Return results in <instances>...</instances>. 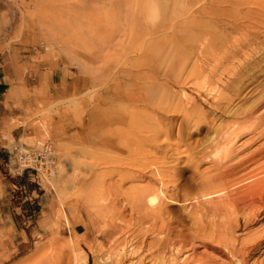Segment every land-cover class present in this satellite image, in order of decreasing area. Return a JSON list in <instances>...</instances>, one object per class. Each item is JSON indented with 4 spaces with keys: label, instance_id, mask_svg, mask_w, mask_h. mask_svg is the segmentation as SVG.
<instances>
[{
    "label": "rangeland",
    "instance_id": "obj_1",
    "mask_svg": "<svg viewBox=\"0 0 264 264\" xmlns=\"http://www.w3.org/2000/svg\"><path fill=\"white\" fill-rule=\"evenodd\" d=\"M263 13L264 0H0V264H169V238L182 251L179 264H233L196 235L201 212L185 211L200 178L177 154L215 137L213 120L225 108L264 114ZM245 20L251 28L242 33ZM55 72L68 82L53 85ZM184 91L199 114L183 104ZM252 136L236 144L239 158L264 145ZM46 144L55 169L32 203L14 187L27 183L14 149L36 154ZM154 160L175 165L174 184L162 188L131 165ZM147 188L157 192L140 193ZM245 191L241 201L253 193ZM234 236L259 240L247 264H264V214L248 227L241 221Z\"/></svg>",
    "mask_w": 264,
    "mask_h": 264
},
{
    "label": "bare ground",
    "instance_id": "obj_2",
    "mask_svg": "<svg viewBox=\"0 0 264 264\" xmlns=\"http://www.w3.org/2000/svg\"><path fill=\"white\" fill-rule=\"evenodd\" d=\"M249 18H251V17H249ZM247 21H249V20H247ZM244 24L245 25H242V27L240 26V28H243V30H244V31H242V29H241L242 33L245 32L246 29L248 31V29L251 28V27L247 28L246 20H245ZM238 25L239 24L237 23V25H233L234 27L232 26L234 28V30H237ZM240 25H241V23H240ZM247 25H250V24H247ZM234 30H232V31L234 32ZM259 32H260V30H259ZM238 33L240 34V32H238ZM231 34L233 35L232 32H231ZM245 36H246V34H245ZM240 38H242V36ZM257 38H259V37H257ZM238 41H239V37L234 36V37H231L228 42H229L230 46H234L235 48H238L236 46ZM240 41H241V39H240ZM244 41H246V40H244ZM228 49H229V51H231V49L229 47H228ZM252 50H254V49H252ZM235 55H237V54H235ZM234 58H235V56H234ZM238 60H239V58H238ZM234 63H232L231 66L228 67L224 71V73H222L223 74L222 76H224V77L221 76L219 78L220 84H224L225 83L224 79L227 76H230L234 72V70L237 68V64H234ZM204 71L207 72V69H204ZM201 72H199V74ZM205 80L206 79H204L201 83H198L197 86H199L200 88H203ZM204 89H205V87H204ZM239 90H237V91H239ZM220 92H221L220 86H218V87L216 86L214 95L212 96V99L218 100V98H220ZM239 92L241 93V90ZM239 92H237V93H239ZM248 93H250V92H248ZM207 95H209V94H207ZM241 95H243V94H241ZM232 96H235V95H232ZM239 97H240V95H239ZM261 97H263V96L261 95ZM183 98H184V100L183 99H179V100H183L182 102L185 106L191 105L194 109V112L197 113V111H198L197 106L195 105V103H194V105H192V99L186 91H184V93H183ZM204 98H206V97H204ZM262 99H263L262 102L257 104L258 108L260 105H262V107L264 108V98H262ZM227 101H229V100H227ZM230 101L233 103V99ZM211 102H213V101H211ZM211 102H210V106H211V108H213L211 110L215 109L216 111H221V110H219L221 106L219 107L218 104L211 105ZM250 106H251V104H250ZM250 109H252V108H250ZM195 110H197V111H195ZM188 111H190V109ZM191 113H192V111H191ZM199 113H200V111H199ZM199 113H197V114H199ZM257 113H260V112H255L254 109L249 110V108H246V109L245 108L244 109H241V108L235 109L234 107L233 108H231V107L225 108L222 111V114L218 117V119L213 120L214 125L212 127V130L215 129V134H216L215 137H213V138L211 137L205 143L202 142V144H197L193 147L187 146L185 149H183L179 153H178V151L180 149L176 150V152L178 153L177 155L188 157V161L186 162V166H188L189 168H192L195 171V173L198 175L197 178H200L201 185L199 184L200 189L198 191V195L195 198L188 199L186 201L188 203V205L186 206L187 210L185 211V212L188 211V214L190 213L189 218L192 217L191 215L193 213L198 212V211H199V214H200V212L202 214V217L200 216L201 214L199 215V217H200L199 219L193 218L194 224H196V227H197V229H196L197 234L196 235H198V238H200V240L202 241V244L204 245L203 247H206L208 249H211L214 252H217V253H220V254L226 256V258L230 259V261L233 264H247V259L250 258V256L252 254H255V252H256L255 250L260 243L259 240H258V242L256 241V242H252V243L240 242L234 236L235 231L240 228L241 221L244 222L245 227H248L249 225H251L253 222H255L257 219H259L264 214V191L260 190L261 186L262 185L264 186V184H263L264 183V145L260 149H258L257 151L251 152L245 158H239L237 156V148L235 147L236 144L241 141V139H243L245 136H248V135H253L252 137H256V139H255L256 141L264 139V114L262 116H260V114L258 115ZM202 115H204V112ZM210 115H211V113H210ZM150 116H151L152 120H155V116L153 115V113H151ZM157 119H159V118H157ZM189 122H190V120H189ZM201 122H203V121H201ZM157 124H156V126H157ZM199 124L197 123V125H199ZM193 126H194V124H193ZM191 129H193V128H191ZM194 129L196 131H199L198 126H196ZM182 136H183V134H182ZM182 138H184V137H182ZM255 140L252 141V142H254V144L256 143ZM156 141H157V137L153 138V141L151 139L150 142H151V144L153 142L152 145H156ZM28 142L30 143L31 141L28 140ZM181 143H182V141H181ZM21 150L23 153H30V154L33 153L32 151L26 152V150L24 148H21ZM165 154H166V152L164 153V155ZM207 162L212 164L211 168H209L208 172H205V173L201 172L200 173L201 165H203L204 163H207ZM131 163L130 164L136 168L137 167L142 168L141 170H139V174L142 178L146 175V173H148L149 177L153 180H156V182L158 181L160 183V185L162 186V188L165 187L166 184H170V183L174 184L175 177L177 176V171L175 170V165H170V162H168L166 160L165 161L154 160V161H150V162L146 161V162H142V163L138 162V161H133ZM175 186L176 185H174V187ZM245 189L249 190L253 193H251L247 199H244V201L243 200L241 201L240 195L245 194V193H243ZM249 191H245V192L249 193ZM154 192H157V190L154 191L153 188H147V189H144L143 191H140L141 194L144 193V194H147L149 196H150V194H152ZM159 194H161V193L159 192ZM239 201H240V206H237V203H239ZM158 202L161 203V200ZM152 206L153 205H151V208H152ZM159 206H161V205H159ZM156 207H157V205H156ZM156 207L153 208L154 213L157 210ZM150 212L152 213V215H154L152 211H150ZM161 213H162V211H161ZM195 216H196V214H194V217ZM154 217H156V216H154ZM217 222L220 224H218ZM232 223L234 225H232ZM162 234H163V228L160 229L159 236H163ZM169 241H171V243H172V244H170V246H172V247H170L171 248V254H170L169 264H179V262L181 261V258H179L180 257L179 254L182 251H181L180 247L176 246V243L173 239L169 238ZM134 253H135V251H134ZM117 254H119V253H117ZM123 255L124 254L121 251L119 258H120V256H123ZM184 255L186 256L185 258L189 257L186 254H184ZM184 255L182 257H184ZM124 256H126V255H124ZM195 256H196V254H195ZM61 257L62 256H60V258ZM77 258L78 257H76V258L73 257L71 264H87L86 259H85V261H80ZM198 262H199V264H205L204 262H202L201 259H199ZM131 263L132 262H129V264H131ZM41 264H63V259L54 260L53 258H49V259L46 258V259H42ZM162 264H166V263L162 262Z\"/></svg>",
    "mask_w": 264,
    "mask_h": 264
},
{
    "label": "built area",
    "instance_id": "obj_3",
    "mask_svg": "<svg viewBox=\"0 0 264 264\" xmlns=\"http://www.w3.org/2000/svg\"><path fill=\"white\" fill-rule=\"evenodd\" d=\"M14 151L16 161H22L26 166L22 170L21 175L26 173L27 176V183L19 187H14L16 191L25 195V200L33 203L39 197L38 187L41 186L40 180L43 178H51L53 170L55 169L54 158L51 155L53 154L52 147L50 144H46L36 154H29L28 156L21 154L17 148Z\"/></svg>",
    "mask_w": 264,
    "mask_h": 264
},
{
    "label": "crops",
    "instance_id": "obj_4",
    "mask_svg": "<svg viewBox=\"0 0 264 264\" xmlns=\"http://www.w3.org/2000/svg\"><path fill=\"white\" fill-rule=\"evenodd\" d=\"M6 70L3 68L1 69L0 71V89L3 90L7 87V77H6ZM50 82L53 84V85H56V84H63L64 82H68L67 78H65L64 76L62 75H58V73H53L50 77ZM79 233V232H77Z\"/></svg>",
    "mask_w": 264,
    "mask_h": 264
}]
</instances>
